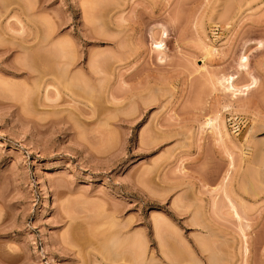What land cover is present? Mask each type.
Returning <instances> with one entry per match:
<instances>
[{"label": "rangeland", "instance_id": "374dc122", "mask_svg": "<svg viewBox=\"0 0 264 264\" xmlns=\"http://www.w3.org/2000/svg\"><path fill=\"white\" fill-rule=\"evenodd\" d=\"M145 262L264 264V0H0V264Z\"/></svg>", "mask_w": 264, "mask_h": 264}, {"label": "bare ground", "instance_id": "6f19581e", "mask_svg": "<svg viewBox=\"0 0 264 264\" xmlns=\"http://www.w3.org/2000/svg\"><path fill=\"white\" fill-rule=\"evenodd\" d=\"M154 42V47L155 48H157V49H161V46H162V42L161 41H158V42H155V41H153ZM69 58V57H68ZM245 59H246V57H242V61L244 62L245 61ZM69 60V59H68ZM73 60V59H72ZM72 60H70V61H72ZM68 64H65V65H63L62 67V70H60L61 71V77H63V79L64 80H69V83L67 84V85H69L70 84V82L71 83H73V81H75V80H82V82L84 81L83 79L84 78H82V76L84 77V74L85 73H83V72H79V75L77 76V75H74V74H71L70 73V68H68V66H69V62H67ZM71 65V64H70ZM240 66H241V68L243 67L244 68V66H243V63L242 64H240ZM80 71H82V70H80ZM78 73V72H77ZM95 73H97V72H95ZM79 78H81V79H79ZM233 79H234V77L233 76H228V77H226V79H225V81H226V84H225V86H224V90H235V87H234V84H233ZM77 82V81H76ZM90 89V88H89ZM216 118H218L217 117V115L216 116H214V117H209V119H208V124L210 125V126H213L214 125V121L216 120ZM226 194V193H225ZM228 197V196H227ZM192 221V220H191ZM114 221H112L111 222V224H114L113 226H115V227H119L120 225H118V224H116V223H113ZM197 222V221H196ZM120 223V222H119ZM197 225H199V223L197 224ZM124 227H125V225H123ZM124 227H122L121 226V228H119L114 234H111V236L109 237V239L108 240H110V244H111V246H112V249L114 248V246H116L117 244L119 245V243H120V241H122V242H129L130 240V242H132V239H133V236L132 235H129V233H127L126 231H124L123 229H124ZM126 227H127V225H126ZM125 227V228H126ZM201 228V227H200ZM114 230V229H113ZM203 234V233H202ZM197 235H199V234H197ZM130 236H132V238L130 237ZM135 237H136V235H134ZM200 236V235H199ZM198 236V237H199ZM205 236V235H204ZM138 238H140V237H138ZM199 239V238H198ZM159 241V240H158ZM145 242V241H144ZM202 242V241H201ZM200 242V244H202ZM142 243H143V240L141 241V245H142ZM161 243V242H160ZM108 244H109V242H108ZM124 244V243H123ZM139 244V243H138ZM128 245V244H127ZM140 245V246H141ZM110 246V245H109ZM124 246V245H123ZM142 246H146V244L145 243H143V245ZM206 247V246H205ZM106 248V247H105ZM119 248V247H118ZM117 248V249H118ZM139 248V247H138ZM159 248H161V247H159ZM207 248V247H206ZM111 249V248H110ZM143 249V251L145 250V248L143 247L142 248ZM204 249V248H203ZM109 250V249H108ZM112 251V250H111ZM212 253V252H211ZM210 253V254H211ZM110 254V253H109ZM142 254H144V252L143 253H141V255L140 256H136V257H138V258H140V257H142V261H145L144 260V256H142ZM146 254V253H145ZM144 254V255H145ZM147 256V255H146ZM112 258H114V256H112ZM137 258V259H138ZM146 258V257H145ZM213 259H215L214 257H212ZM149 259V258H148ZM152 259L154 260L155 258H153L152 257ZM209 260H212V259H209ZM216 260V259H215ZM217 261V260H216ZM215 261V262H216ZM144 264H146V262L144 263ZM150 264V263H149ZM215 264H217V263H215Z\"/></svg>", "mask_w": 264, "mask_h": 264}]
</instances>
